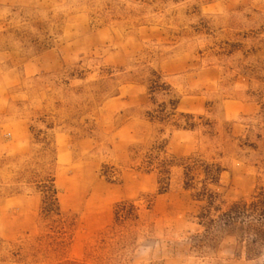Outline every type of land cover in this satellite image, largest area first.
Returning <instances> with one entry per match:
<instances>
[{
	"label": "rangeland",
	"instance_id": "1",
	"mask_svg": "<svg viewBox=\"0 0 264 264\" xmlns=\"http://www.w3.org/2000/svg\"><path fill=\"white\" fill-rule=\"evenodd\" d=\"M189 162L224 205L264 190V0H0V264H264Z\"/></svg>",
	"mask_w": 264,
	"mask_h": 264
},
{
	"label": "trees",
	"instance_id": "2",
	"mask_svg": "<svg viewBox=\"0 0 264 264\" xmlns=\"http://www.w3.org/2000/svg\"><path fill=\"white\" fill-rule=\"evenodd\" d=\"M163 87L164 85H160L158 79L153 81L152 88L160 89ZM166 112L167 111H159L158 114L152 115V118L159 121L166 120L168 117V113ZM195 166L196 163L194 162H189L184 166V186L186 189L190 190L197 189L194 194L195 199L205 202L199 215L202 224L204 223V225L214 227L248 223L252 229L256 224L264 225V190L253 195L249 200H241L224 205V203L220 201L218 194L208 187V181L218 183L222 170L221 167L218 165H203L206 178L205 181L202 182V187L197 188L198 181L193 173ZM44 188V209L48 214L60 215L57 189L54 182L52 181L49 185H45ZM135 211L136 205L134 202L118 204L115 210L116 220L120 222L131 220L133 217H136ZM256 236H258V233H256ZM60 264L85 263L81 261H65Z\"/></svg>",
	"mask_w": 264,
	"mask_h": 264
},
{
	"label": "clouds",
	"instance_id": "3",
	"mask_svg": "<svg viewBox=\"0 0 264 264\" xmlns=\"http://www.w3.org/2000/svg\"><path fill=\"white\" fill-rule=\"evenodd\" d=\"M152 251H153V248L152 247H145V248H142L140 250L139 255L141 257H148V256L151 255Z\"/></svg>",
	"mask_w": 264,
	"mask_h": 264
}]
</instances>
